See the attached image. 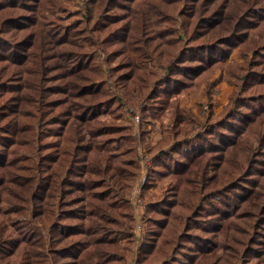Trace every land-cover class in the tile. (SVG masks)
<instances>
[{
    "label": "trees",
    "instance_id": "1",
    "mask_svg": "<svg viewBox=\"0 0 264 264\" xmlns=\"http://www.w3.org/2000/svg\"><path fill=\"white\" fill-rule=\"evenodd\" d=\"M74 1L0 0V264H125L137 143L138 264H264V0ZM217 69L233 90L199 121L177 94Z\"/></svg>",
    "mask_w": 264,
    "mask_h": 264
},
{
    "label": "rangeland",
    "instance_id": "2",
    "mask_svg": "<svg viewBox=\"0 0 264 264\" xmlns=\"http://www.w3.org/2000/svg\"><path fill=\"white\" fill-rule=\"evenodd\" d=\"M78 1L79 0H75L70 5L71 10L78 7ZM230 59L240 60V55L237 49H234L231 52ZM209 81L215 82L209 93H207L205 87L207 83L202 82L197 90H183L178 92L176 97L179 99L180 104L192 112V114H194L199 121H202L204 118H210L209 120L219 118L221 116L220 112L222 111L224 105H226L229 94L233 90L232 83H229L224 78V72L221 69L215 70L208 78V82ZM111 93H115V95L120 96V91L115 85L114 89L111 90ZM123 105L121 101L120 108L122 110V117L119 118L117 122L121 123L124 127H127L125 130H128V127H132L136 130L137 122L140 119V114L137 111V107H134L131 104H128V106L124 105V107ZM170 111V108L166 109L158 119H153L151 120L152 122L150 121L151 123L148 124L147 128L149 129V133L146 138L151 143L157 142L163 136L168 135L166 134V128L170 123ZM100 118L108 119V114L102 113ZM137 145H139L137 146V150L141 160L139 162L140 174L130 194V205L134 218L132 236H122L118 241L120 249L125 254V264H138V245L140 244V241L147 229L145 219L147 196H142L141 188L144 180L145 167L148 164L149 158L142 145L139 143H137ZM167 183L168 178H155L154 185L149 189L148 193L159 195Z\"/></svg>",
    "mask_w": 264,
    "mask_h": 264
}]
</instances>
